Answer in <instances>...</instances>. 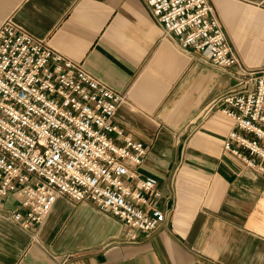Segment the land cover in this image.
I'll return each mask as SVG.
<instances>
[{
	"label": "crops",
	"instance_id": "crops-1",
	"mask_svg": "<svg viewBox=\"0 0 264 264\" xmlns=\"http://www.w3.org/2000/svg\"><path fill=\"white\" fill-rule=\"evenodd\" d=\"M212 2L240 50L238 24L264 39V0ZM9 18L125 96L114 121L148 146L140 171L159 180L167 218L128 243L90 201L62 198L25 230L0 200V264H264V177L224 149L222 68L166 35L145 0H0V26Z\"/></svg>",
	"mask_w": 264,
	"mask_h": 264
},
{
	"label": "built area",
	"instance_id": "built-area-1",
	"mask_svg": "<svg viewBox=\"0 0 264 264\" xmlns=\"http://www.w3.org/2000/svg\"><path fill=\"white\" fill-rule=\"evenodd\" d=\"M166 35L222 68L232 87L215 100L233 122L224 149L264 177V66L242 58L212 0H145ZM125 96L23 30L0 26V200L29 230L57 202L90 201L137 243L166 221L159 180L143 175L148 146L115 123Z\"/></svg>",
	"mask_w": 264,
	"mask_h": 264
},
{
	"label": "rangeland",
	"instance_id": "rangeland-1",
	"mask_svg": "<svg viewBox=\"0 0 264 264\" xmlns=\"http://www.w3.org/2000/svg\"><path fill=\"white\" fill-rule=\"evenodd\" d=\"M225 23V22H224ZM226 26V24H225ZM239 27V29L236 31L240 38H243V41H240V48L242 50V45L244 43L245 52H240L241 50L238 48L236 43L233 41V43L236 45L239 53H246L241 54L242 58L246 61V63H250L249 65L251 67H260V66H253V65H261V63H264V39H261L258 37L256 33H253L252 31L248 32V30L243 31L242 24L236 25ZM227 27V26H226ZM230 34V33H229ZM244 36V37H243ZM262 64L261 66H263ZM228 75V74H227ZM225 79L228 80V76L223 75Z\"/></svg>",
	"mask_w": 264,
	"mask_h": 264
}]
</instances>
